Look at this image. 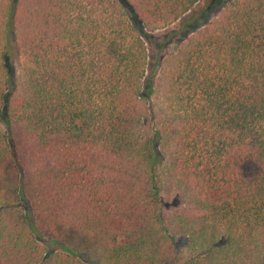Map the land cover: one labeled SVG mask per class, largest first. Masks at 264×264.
Here are the masks:
<instances>
[{
  "label": "trees",
  "instance_id": "trees-1",
  "mask_svg": "<svg viewBox=\"0 0 264 264\" xmlns=\"http://www.w3.org/2000/svg\"><path fill=\"white\" fill-rule=\"evenodd\" d=\"M197 1L0 0V264H264V0Z\"/></svg>",
  "mask_w": 264,
  "mask_h": 264
},
{
  "label": "rangeland",
  "instance_id": "rangeland-1",
  "mask_svg": "<svg viewBox=\"0 0 264 264\" xmlns=\"http://www.w3.org/2000/svg\"><path fill=\"white\" fill-rule=\"evenodd\" d=\"M122 4L126 5L123 0H119ZM227 0H198L196 5L193 8V12L191 14L194 18V27L199 26L201 22H206L210 18L214 17L220 7H222ZM128 7L127 5L125 6ZM209 9L207 13L200 19L199 14L203 12V10ZM190 14V15H191ZM196 15H198L196 17ZM189 16V15H188ZM203 24V23H202ZM185 32H181L180 28L177 25H172L169 28L149 34L148 38L144 37V40L146 41V44L149 49V57H150V69H149V75L152 74V76L157 74V68L154 66L155 62L160 59L165 53H167L175 44H177L179 41H181L185 37ZM153 39V42L151 41ZM164 45L160 47V50L158 49V46L160 44ZM7 60H6V68L9 74V81L10 84L13 85L14 81L17 77L18 70H17V52L15 45L13 43V39L10 38L8 42V50H7ZM154 66V69L152 70V67ZM257 165L255 163L249 162L241 165V172L244 176L250 177L257 173ZM54 231V233H53ZM53 231H45L44 235L42 236L45 241L41 242L46 247H49L46 244H49L50 241L49 237L55 238L59 243H63L67 246H71L76 248L80 251L81 254L84 256L89 255L90 253L96 252L98 249L97 243L82 234L78 233L77 231L70 229V228H55ZM54 235V236H53ZM52 248H58L56 244L50 245ZM54 246V247H53Z\"/></svg>",
  "mask_w": 264,
  "mask_h": 264
}]
</instances>
